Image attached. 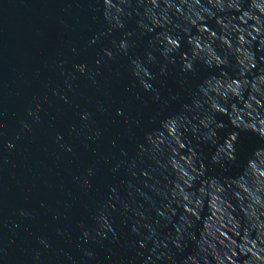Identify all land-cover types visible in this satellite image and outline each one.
<instances>
[{"label":"water","instance_id":"water-1","mask_svg":"<svg viewBox=\"0 0 264 264\" xmlns=\"http://www.w3.org/2000/svg\"><path fill=\"white\" fill-rule=\"evenodd\" d=\"M0 264H264V0H0Z\"/></svg>","mask_w":264,"mask_h":264}]
</instances>
